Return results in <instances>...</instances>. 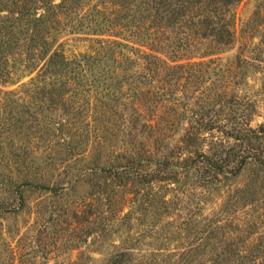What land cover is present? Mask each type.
I'll list each match as a JSON object with an SVG mask.
<instances>
[{
  "label": "rangeland",
  "instance_id": "obj_1",
  "mask_svg": "<svg viewBox=\"0 0 264 264\" xmlns=\"http://www.w3.org/2000/svg\"><path fill=\"white\" fill-rule=\"evenodd\" d=\"M13 1L0 0V9L13 10ZM68 2L70 12L64 14L65 18H58V23L38 26L40 42L52 47L67 43L66 47L76 55L87 53L92 57L90 52L96 39L130 41L129 44L138 41L134 34L137 28L107 27L109 23L106 20L117 23L123 15L122 9L117 10L116 5L122 3L121 0ZM143 3L144 0H139L135 4L140 7ZM234 12L233 41L214 56L221 68L228 69L225 77L231 80L223 87L219 81L209 86L210 91L203 90L210 97L205 96L207 106L202 112L207 115L206 120L215 123L214 127L235 133L264 124V0H242ZM5 15V11L0 12V17ZM134 24L143 27L140 33L147 27L142 20ZM171 31L166 29V34L160 35L161 41L166 35L173 39L180 36L178 30ZM1 39L0 34V51L6 52ZM190 41L193 42V38ZM193 51L190 48L188 55H193ZM43 54L26 46L12 50L7 56L2 54L5 58L0 60V72L4 74V79L0 78V264H108L115 252L128 247L133 249V260L125 264H212L215 249L218 252L228 248L242 255L258 245L263 247L259 238L264 235V168L252 161L237 176L229 175L228 179L208 186L192 174L188 178L183 177L182 187L173 186L175 194L172 190L162 191L166 193V200L175 201L174 212L172 209L166 213L158 208L145 216L144 211H139L140 216L137 214L135 217L141 219L139 225H126L121 229L110 227L101 213V195L105 188L103 175H88L84 166L87 161L91 163L97 158L98 152L92 151L94 146L90 143L86 153L75 157L70 154L68 145L79 133L94 135L93 124L89 121L99 119L100 115H92L82 123L66 124L68 119L72 122L65 115L67 110L70 111L71 102V98L66 96L62 101L58 100V107L53 111L44 110L45 113L34 116L43 105H38L33 98L29 79L38 73L41 65L38 59ZM29 59L36 63L31 74L23 72ZM106 62L110 69L117 71L113 78L122 75L118 67H124L125 62L121 56ZM222 80L227 81L223 77ZM109 82L115 87L116 79ZM191 91L193 88L187 93L191 95ZM129 93L128 87H123L120 90L113 88L104 94L120 98L119 103H126L125 97ZM181 95L182 92L178 94ZM93 102L100 105L96 100ZM105 102L114 104L109 100ZM183 102L176 107V115L169 111L172 107L169 103L161 108L162 112L165 111L163 117L173 116V120L182 123V128L192 120L191 113L181 109ZM147 107L145 115L151 117L153 109L148 103ZM120 108L122 110L123 107ZM107 117L112 118L111 123L117 126L102 125L111 127L117 136L119 119L109 114ZM62 123L65 126H61ZM180 131L178 128L174 134L169 133L168 137L172 136L173 140H164L162 146L165 143H169V147L174 146ZM118 135L119 142L114 139L111 143L108 140L104 142L102 164H106L111 152L113 155L120 153L123 140L128 141L121 133ZM204 136L203 150L209 148L211 136L221 138L217 132ZM255 137L250 139L253 142L250 147L255 150L247 148V151L255 152L258 159H264V151H260L264 146V134ZM236 143L226 139L227 148ZM257 146L262 148L256 150ZM78 174L80 178L73 182ZM24 181L47 183L56 187L58 193L54 195L29 189ZM107 216L112 217L113 214ZM236 258L235 252L232 258H227L228 264H237ZM240 261L244 262L242 258Z\"/></svg>",
  "mask_w": 264,
  "mask_h": 264
},
{
  "label": "trees",
  "instance_id": "obj_2",
  "mask_svg": "<svg viewBox=\"0 0 264 264\" xmlns=\"http://www.w3.org/2000/svg\"><path fill=\"white\" fill-rule=\"evenodd\" d=\"M137 1L121 0L122 3L116 5L117 10L122 9L123 15L117 23L109 20L106 23H109V29L137 28L134 34L138 41L129 44L130 41L96 39L93 41V51L90 52L92 57L87 53L76 55L66 47L67 43H58L52 47L38 40L39 25L58 23V18L70 12L68 0H60L59 3L53 0H14L13 10L0 9V12H6L4 17H0L1 46L6 49V52L0 51V60L12 50L26 46L33 52L44 53L38 59L41 63L38 73L29 79L33 98L38 105H43L34 116L42 114L44 110L53 111L66 96L71 98V102L70 111L67 110L65 115L72 120H66V124L82 123L92 118V115H100L99 119L89 121L93 124L94 135L89 136L87 132L74 136L75 141L71 140L68 144L69 152L72 156L81 157L80 154L86 153L90 143H93L92 151L98 152V156L91 163H85V171L89 172L88 175H103L105 188L101 195V213L110 227L117 229L126 225H139L141 219L135 218L137 214L140 216L139 211H144L145 216L158 208L166 213L172 209L174 212L175 201L166 200V193L162 191L172 190L175 194L173 186L182 187L181 179L188 178L190 174L208 186L228 179L229 175L237 176L251 161L264 168V159H258L256 153H252L255 148L250 147L253 145L250 140L252 136L264 134V124L256 129L243 128L235 133L228 132L214 127L215 123L206 120L207 115L202 112L207 106L205 96L210 97L203 90L210 91L209 86L219 81L223 87L231 80L225 77L228 69L221 68L214 58L233 41L234 11L242 0H144L140 7L135 4ZM138 20L147 24L143 33L139 32L143 27L134 24ZM166 29L178 30L180 36L173 39L166 35L161 41L160 35L166 34ZM53 41L55 43V39ZM190 48L194 50L191 56L188 55ZM120 56L125 66L118 67L122 74L117 77L121 79L118 81L112 77L117 71L110 69L106 61ZM32 60H27L23 72L31 74L36 69V63H32ZM85 66L87 69H84ZM222 77L227 81L224 82ZM0 78L4 79L3 71L0 72ZM114 79L115 87L109 82ZM123 87H128L130 91L125 97L126 103H119L120 98L104 94L113 88L120 90ZM190 88H193L191 95L188 94ZM181 92L184 98L178 96ZM90 95V98L87 97ZM184 99L186 102H183ZM93 100L100 105H96ZM105 100L114 104L103 103ZM181 102V109L189 111L192 119L183 128L181 122L172 119L173 116L163 117L165 111L161 109L169 103L172 105L169 111L176 115V107ZM147 103L153 109L151 117L145 115ZM108 114L119 119L118 134L121 133L128 141L123 140L120 156V153L113 155L111 152L106 164H102L104 142L108 140L111 143L113 139L120 141L119 135L116 136L111 127L102 125H114L111 123L112 118L107 117ZM65 123L60 125L65 126ZM178 128L181 131L177 132L175 145L169 147V143H165L162 146L164 140H173L168 135L174 134ZM209 132L220 133L221 138L211 136L209 148L203 150L202 144L206 139L204 135ZM226 139L237 142V145L227 148ZM247 148L252 151H247ZM261 148L257 146L256 150ZM260 151H264V146ZM80 176L76 175L73 182ZM24 184L29 189L47 191L54 195L58 193L56 187L44 182L24 181ZM18 195L21 198V192ZM172 198L175 199V195ZM109 213L113 216H107ZM147 226H151L149 221ZM246 238L249 239V236ZM259 241L263 244L262 248L258 245L255 249L244 251L242 255L235 251L236 263L264 264V235H261ZM132 250V247H128L115 252L108 264L128 263L133 260ZM214 251L212 264H228L227 258L235 254L228 248Z\"/></svg>",
  "mask_w": 264,
  "mask_h": 264
}]
</instances>
